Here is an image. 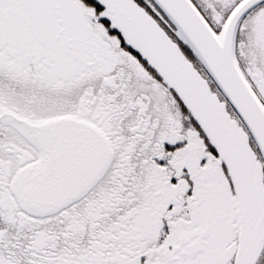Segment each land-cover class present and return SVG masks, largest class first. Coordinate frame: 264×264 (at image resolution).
I'll return each mask as SVG.
<instances>
[{
  "label": "snow or ice",
  "instance_id": "obj_1",
  "mask_svg": "<svg viewBox=\"0 0 264 264\" xmlns=\"http://www.w3.org/2000/svg\"><path fill=\"white\" fill-rule=\"evenodd\" d=\"M0 264H264V0H0Z\"/></svg>",
  "mask_w": 264,
  "mask_h": 264
}]
</instances>
